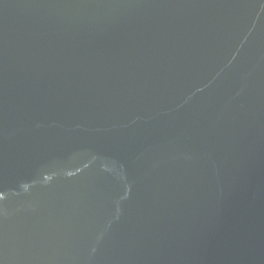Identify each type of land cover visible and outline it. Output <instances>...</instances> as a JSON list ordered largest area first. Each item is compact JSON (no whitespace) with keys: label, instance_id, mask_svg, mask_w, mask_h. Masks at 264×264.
<instances>
[{"label":"water","instance_id":"water-1","mask_svg":"<svg viewBox=\"0 0 264 264\" xmlns=\"http://www.w3.org/2000/svg\"><path fill=\"white\" fill-rule=\"evenodd\" d=\"M0 264H264V0H0Z\"/></svg>","mask_w":264,"mask_h":264}]
</instances>
